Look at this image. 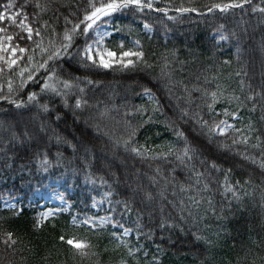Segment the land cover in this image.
Returning <instances> with one entry per match:
<instances>
[{
    "label": "trees",
    "instance_id": "trees-1",
    "mask_svg": "<svg viewBox=\"0 0 264 264\" xmlns=\"http://www.w3.org/2000/svg\"><path fill=\"white\" fill-rule=\"evenodd\" d=\"M11 2L18 9L24 0ZM194 2L206 13L203 5L227 0ZM7 3L9 0H0V11ZM41 3L49 7L39 17L31 7L27 12L32 26L42 36L20 41L29 49L25 57L32 55L34 61L28 65L25 58L20 67H35L46 59L36 42L42 41L45 48H50L52 41L58 47L65 28L72 27L65 23V17L78 22L88 0ZM166 3L190 6V0H161L160 6ZM254 6L264 7V0H252L243 8L225 13L169 11L176 17L172 20L147 10L113 13L110 17L114 35L105 47L119 51L118 44L122 42L124 50L143 51L144 58L127 70H84L79 67L77 55L50 63L49 68L56 69L59 79H92V85L80 83L84 93L73 87L65 96L41 94L40 85L46 75L43 69L35 73V82H29L23 90L19 88V68L0 74V95L8 94L11 79L15 89L11 98L25 101V106L17 109L0 100V202L10 198L25 203L34 193L59 182L60 192L70 206L69 213L41 221L38 226L37 207H22L20 211L0 208V218H4L0 220V231L14 232L17 240L15 249H6L0 243V264H151L154 258L160 264H264V169L260 167L264 162V13L253 12ZM145 23L150 30L143 29ZM217 32L226 34L229 42L217 45L213 39ZM86 39L83 34L75 36L71 52L75 54L82 48ZM137 40L138 47L134 45ZM59 87L63 90V85ZM144 88L151 90L155 100L143 95ZM30 92L39 94L40 104H48V113L41 112L35 102L27 103ZM212 93L217 94V102L210 111ZM249 96L254 99L249 101ZM78 97L87 101L80 109L74 107ZM232 97H239L242 103ZM137 106L147 109V115L130 117L133 125L151 119L139 129L135 143L152 149L149 157L171 148L167 159L141 158L125 150L124 113ZM106 110L107 115L102 116ZM184 110L189 117L181 118ZM224 110L235 112L239 118L223 115ZM201 118L209 124L223 119L242 132L229 130L210 142L202 134L206 129L201 130L195 122ZM42 122L46 135L24 139L23 143L12 139L14 128L22 131L27 127L31 131ZM177 131L185 133L202 153L201 158L215 160L219 171H209L200 158L186 162L187 166L181 164L176 156L184 141L177 137ZM56 134L63 138L60 143L56 142ZM243 137H248L247 143L242 142ZM233 140L238 142L234 144ZM221 144L227 148L221 149ZM45 153L50 162L47 170L38 162ZM193 167L205 173L198 185ZM181 186L189 190L182 192ZM228 187L233 191H226ZM149 193L154 199L146 198ZM189 197L200 203L193 204ZM122 200H127L130 212L116 203ZM93 201L107 210L95 213L90 208ZM181 202L185 206L183 213ZM189 206L192 216L188 215ZM106 215H111L113 222L95 230L71 222L73 217L78 222L86 216ZM181 215L185 219L181 220ZM138 217H142L139 236ZM162 219L172 226L161 228ZM114 224L132 229V236L124 242L133 250L139 249L135 258L113 238V232L120 236ZM61 235L90 244L89 255L76 253L60 241Z\"/></svg>",
    "mask_w": 264,
    "mask_h": 264
},
{
    "label": "snow or ice",
    "instance_id": "snow-or-ice-1",
    "mask_svg": "<svg viewBox=\"0 0 264 264\" xmlns=\"http://www.w3.org/2000/svg\"><path fill=\"white\" fill-rule=\"evenodd\" d=\"M252 0H227V2H213L210 4L203 5V9H206V13L202 11L201 7L196 6L194 0H190V6H184L183 4L179 7H174L170 3L164 4L163 7L160 6L161 0H88V5L83 11L82 18H79V21L73 23L68 17H65L66 24H72L71 29L65 28V31L62 36L61 43L57 47L56 44L50 41V48H45L42 44V41L36 42V48L40 49L41 53L46 55V59H43L42 62L35 65V67H20V63L25 58L27 59L28 65H32L34 61V57L32 55H28L25 57V54L29 51V49L23 46L20 41H33L34 37H41L42 34L39 29L34 28L32 26L33 21L30 20L27 9L29 7L35 10V16L39 17V15L48 10V4H42L41 0H24L23 3L19 5V8H16V5L9 0V3L5 4L4 11H0V74H3L6 70L9 73L15 72L17 68L19 71L17 75L20 77L19 88L23 90L29 82H35L36 76L35 73L38 70L43 69L46 75L43 77V82L40 85L41 94L43 93H52L55 96H65L68 94L73 87L79 89L80 93H84L85 89L79 87L80 83H85L87 85H92L94 81L89 79L87 76L83 77H74L70 79H59L57 75V71L55 68H49L50 63L55 64L56 61L61 59L64 56L72 57L73 55L79 56V67L81 69L87 70L91 68L96 69H112L114 67H119L122 70H127L130 68H134L138 61L143 60L144 53L143 51H133V50H124L123 43L118 45L119 51L110 50L104 46V38L106 33H102L99 31L101 24L105 22V18L110 17L113 13L120 12L123 10H127L129 12L143 13L145 10L149 12H157L163 14V16L167 17V19L172 20L176 19V17L170 16L169 11H176L180 14L185 13H196L198 15L211 14L213 12H221L225 13L233 9L243 8L246 4H251ZM14 11H9L13 10ZM253 12L260 11L264 13V7H253ZM71 15V14H70ZM47 22L45 21V26ZM145 29L150 30V26L145 23ZM10 28L19 29L16 33H10ZM55 32V30H53ZM95 33V36L92 35ZM83 34L88 39H86L85 44L82 48L78 49L75 54L71 52L73 48L74 37ZM221 40L227 39V37L221 36ZM88 40H91L89 43ZM135 46H139L140 42L137 40L134 42ZM135 58V59H133ZM26 75V78H25ZM59 85H63V90L59 87ZM8 94L0 95V100H6L9 104H13L17 109L25 106V101H17L16 99L11 98V94L15 91L13 88V82L11 79L8 80ZM196 91V89H194ZM2 92V89H0ZM38 93L30 92L27 96V103L31 104L35 102L41 112L48 113L49 107L48 104H40L37 97ZM143 95L147 96L149 100H155V97L152 95V92L148 88H144ZM213 103L209 104V110H213V105L217 102V94L212 93ZM231 99L236 100L238 103H242L239 100V97H232ZM249 101L253 100L254 97H247ZM191 103V101H189ZM65 107H68V103L65 100ZM87 101L83 100L82 97H78L75 100L74 107L76 109H80L83 105H85ZM157 109H153L156 111ZM255 109L253 108L252 111ZM137 113H141L142 115H147V109L137 106L134 111H126L124 113V124L127 132V139L123 141V145L125 150L132 152L136 156L141 158H151V159H167V157L171 154V148L168 152H160L155 154L154 156L149 157L147 154L152 151L147 145H137L135 143L137 134L139 129L143 127V124L150 122L149 120L143 121L141 124L133 125L130 117L135 116ZM102 116L107 115V110L101 113ZM219 115V114H218ZM223 115L229 116L231 115L232 119H238V115L233 112L229 113L227 110H224ZM189 117V113L184 110L181 112V118ZM59 119V116L57 117ZM199 124L201 130H205L202 134L205 135L208 140L211 142L212 139L216 136H225L229 130L235 132H242L241 129H236L233 124L227 123V121L221 119L218 121H214L209 124L207 120L195 121ZM250 127V126H249ZM41 134L46 135L47 129L42 122L38 129L29 130L25 127L22 131L13 129L12 130V139L17 140L23 143L24 139L32 140L39 137ZM177 137L179 139H183L184 147L182 148L179 155L176 156V159L180 161L181 164H185L186 162H192L196 158H200L201 164H206L207 169L209 171L216 170L219 171V167L216 164L215 160H211L208 162L207 160L201 158L202 153L200 150L194 146L192 142L188 140V137L182 131H177ZM55 139L57 143L62 141V137L59 134L55 135ZM259 139V138H257ZM248 137H243L242 142L247 143ZM67 143V141H64ZM237 140H233V143H237ZM71 146V145H70ZM254 147H258V145H254ZM221 149H226L227 145H220ZM73 150L75 151V147L73 146ZM88 149L86 148L85 151ZM247 159V157H245ZM39 166L44 170H47L50 167V162L47 159V154L45 153L44 158L39 159ZM253 162H255L253 160ZM187 166V165H186ZM260 167L264 169V162L260 164ZM157 173L159 174V169H157ZM193 175L196 177V184L200 183L201 177H204L205 173L202 171H197L193 167ZM153 182L155 183V179L153 178ZM247 183V181H245ZM208 184H204V190H207ZM189 189L181 186L180 191H188ZM226 191H233L231 187L226 188ZM175 194V193H173ZM235 195V193H233ZM110 194H106L109 196ZM148 200L154 199V197L149 193L146 197ZM165 197L161 193V199ZM192 200L193 204L198 205L200 201L195 200L194 197H189ZM111 203V201H109ZM117 204H122L123 208L126 212H130L131 208L127 200L116 201ZM181 213L185 211V206L183 202H181ZM93 207L96 206V202L93 201ZM10 209L14 208V205L8 206ZM188 215L192 216L191 207L187 208ZM111 211H115V209H111ZM161 211L163 209L161 208ZM54 213L49 210L47 212H42L39 214V217L36 220V225L38 226L41 222L40 217L47 219L50 216H53ZM4 218H0L3 220ZM142 217H138L137 222V234L138 236L141 234L139 229L141 227L139 220ZM181 220L185 219L183 215L180 217ZM113 222V217L111 215H106L103 217L93 218V217H85L81 224L87 225L93 229L97 227H104V225ZM76 223V217H73V224ZM114 227H119L123 229V232L120 236H117L115 232L112 233L114 239L118 240L123 244L124 247L128 248V255L130 257L135 258L137 255V250H133L131 246H129L126 242L122 240V236H127L132 229L124 227L123 224L113 225ZM171 227L172 225H166V222L162 219L160 223V227ZM149 238H151V233L147 234ZM15 233L12 231H0V243H2L6 249H15V245L17 244V240L14 238ZM62 243H66L71 248L75 250L76 253L87 256L89 255V249L91 245L83 240H78L76 238H68L65 239L63 235L59 237ZM196 239H201V237L196 236ZM93 255H95L93 253ZM121 264H125L124 261H121ZM137 264L139 262L137 261ZM151 264H160L159 259L154 258Z\"/></svg>",
    "mask_w": 264,
    "mask_h": 264
},
{
    "label": "rangeland",
    "instance_id": "rangeland-1",
    "mask_svg": "<svg viewBox=\"0 0 264 264\" xmlns=\"http://www.w3.org/2000/svg\"><path fill=\"white\" fill-rule=\"evenodd\" d=\"M14 10L15 9L9 10V11L11 12V11H14ZM1 11H4V7L3 6H2V10ZM111 21H112V19H110V22ZM109 29H110V26L109 25H101V27L99 29L100 32L106 33L105 38H104V41H107L109 39V37L112 35V32H110ZM17 30H19V29H17ZM93 34L95 35V33H93ZM220 37H221L220 34H215L214 35V38H215L217 44H221V43H224L225 42V39L221 40ZM120 43H122V42H120ZM108 49H110V48H108ZM55 186H57V185L55 184ZM37 198L39 200H41V205L39 206L40 208H43L45 205H47L46 206L47 208L43 212H47V211L51 210L54 214H57V213L62 212L63 209L66 208V205H65L62 197L60 196V194L57 192V189H55V190L48 189V190H46L44 192V194L38 195ZM51 205H56L58 207L52 208ZM98 208H99L98 205H96L95 207H93V209L95 211H97ZM51 217L52 216L48 217L47 219H49ZM42 220H46V219L42 218ZM129 235H130V233L127 236H123V237L124 238H128Z\"/></svg>",
    "mask_w": 264,
    "mask_h": 264
}]
</instances>
